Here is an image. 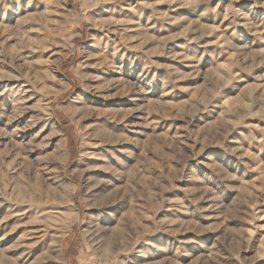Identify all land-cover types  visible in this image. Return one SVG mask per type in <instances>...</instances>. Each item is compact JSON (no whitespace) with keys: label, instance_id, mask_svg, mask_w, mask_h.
Segmentation results:
<instances>
[{"label":"rangeland","instance_id":"rangeland-1","mask_svg":"<svg viewBox=\"0 0 264 264\" xmlns=\"http://www.w3.org/2000/svg\"><path fill=\"white\" fill-rule=\"evenodd\" d=\"M0 264H264V0H0Z\"/></svg>","mask_w":264,"mask_h":264},{"label":"bare ground","instance_id":"bare-ground-1","mask_svg":"<svg viewBox=\"0 0 264 264\" xmlns=\"http://www.w3.org/2000/svg\"><path fill=\"white\" fill-rule=\"evenodd\" d=\"M96 62V61H95ZM104 69V68H103ZM93 74V73H92ZM101 75V74H100ZM94 90V89H93ZM100 90V88H99ZM92 93V92H91ZM101 93V92H100ZM95 95V94H94ZM102 98V97H101ZM101 109V108H100ZM70 110V109H69ZM73 110V109H71ZM70 110V111H71ZM100 123H102L104 121L105 123V126L104 127H101L100 128V133L103 135V139H104V143H106L108 145V143H111L112 142V139L111 138V134H110V131H109V123L107 121V113H106V110L104 111V117H102L101 119H99ZM53 139H55V141L57 142V147H60L61 146L63 147V144L61 142V139H60V136L57 134V133H54L53 134ZM59 150V149H58ZM106 153V152H105ZM52 159L54 160H57L59 158V153L56 151H53L52 154L50 155ZM109 160H110V156L107 155L106 158H103L102 162L105 164V165H108L109 163ZM91 164H92V161H89ZM88 162V163H89ZM94 162V161H93ZM96 163V162H95ZM101 163V162H100ZM99 165V164H98ZM91 176V175H90ZM95 177V176H94ZM111 180V179H110ZM104 183V182H103ZM109 183V182H107ZM114 183V182H113ZM101 186V185H100ZM17 194L15 195V198L13 199V204L15 205V214H13L11 216V221H9V225H19L20 221L22 219V217L25 216V213H31V212H34L36 214H41V217L42 216H46V214L48 212H46L47 207L44 206V203H43V197L41 196V193H38L36 192L35 190L33 189H27L25 187L24 184L22 185H17ZM97 188V187H96ZM110 188V187H109ZM104 190V189H103ZM50 192H48L49 195L52 196V198L54 199V203L53 204H56V206L59 205V207L62 209L64 208L63 204H65V201L63 200L62 202H60V200L58 199L59 197V194H63V191L60 193V191L57 189V188H51L49 190ZM72 190L69 188L68 189V193L71 194ZM100 194V193H99ZM98 194V195H99ZM71 196V195H70ZM49 197V196H48ZM50 198V197H49ZM62 200V199H61ZM104 200V199H103ZM103 203V202H102ZM13 205V206H14ZM104 205V204H103ZM24 213V214H23ZM44 216V217H45ZM42 219V218H41ZM111 227V226H110ZM17 229V227H13L12 228V231L14 232L15 230ZM87 245V244H86ZM85 245L84 249H82L81 251V258L87 253V246ZM84 260V259H83Z\"/></svg>","mask_w":264,"mask_h":264}]
</instances>
